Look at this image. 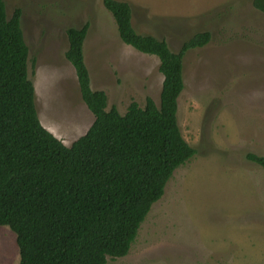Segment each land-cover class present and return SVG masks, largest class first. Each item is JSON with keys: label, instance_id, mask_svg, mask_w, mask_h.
I'll use <instances>...</instances> for the list:
<instances>
[{"label": "rangeland", "instance_id": "obj_1", "mask_svg": "<svg viewBox=\"0 0 264 264\" xmlns=\"http://www.w3.org/2000/svg\"><path fill=\"white\" fill-rule=\"evenodd\" d=\"M21 13L28 78L40 124L70 146L92 124L81 101L65 31L89 27L83 57L92 90L120 115L131 101L159 105L163 76L155 56L118 37L102 0H3ZM138 34L171 51L194 34L210 42L182 59L177 124L195 155L173 172L123 257L105 264H264V174L245 160L264 157V15L252 0H116ZM15 235L0 226V264H18Z\"/></svg>", "mask_w": 264, "mask_h": 264}, {"label": "trees", "instance_id": "obj_2", "mask_svg": "<svg viewBox=\"0 0 264 264\" xmlns=\"http://www.w3.org/2000/svg\"><path fill=\"white\" fill-rule=\"evenodd\" d=\"M251 3L264 15V0ZM102 5L122 43L159 60V105L147 97L143 108L131 101L123 115L114 106L107 110L84 62L89 24L67 28L64 56L94 120L65 146L36 114L20 10L8 18L0 0V226L15 235L18 264H105L106 256H125L175 169L196 153L180 133L177 100L183 56L207 45L210 33L194 34L173 52L164 39L133 29L127 3ZM244 158L264 174V157Z\"/></svg>", "mask_w": 264, "mask_h": 264}, {"label": "crops", "instance_id": "obj_3", "mask_svg": "<svg viewBox=\"0 0 264 264\" xmlns=\"http://www.w3.org/2000/svg\"><path fill=\"white\" fill-rule=\"evenodd\" d=\"M35 89V88H34Z\"/></svg>", "mask_w": 264, "mask_h": 264}]
</instances>
